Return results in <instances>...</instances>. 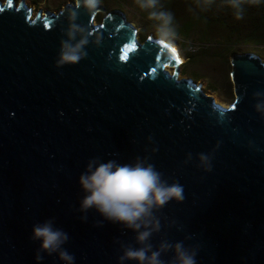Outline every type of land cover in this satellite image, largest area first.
Wrapping results in <instances>:
<instances>
[{
    "label": "water",
    "instance_id": "95a60500",
    "mask_svg": "<svg viewBox=\"0 0 264 264\" xmlns=\"http://www.w3.org/2000/svg\"><path fill=\"white\" fill-rule=\"evenodd\" d=\"M98 12L77 0L56 12L0 0V264H68L32 239L48 221L67 233L62 248L74 264H138L119 259L143 246L137 231L81 207L91 161L151 164L183 187L182 201L142 222L154 248L183 242L197 264H264V110H256L264 109V60L231 55L235 97L223 106L179 77L176 42L152 33L139 41L122 11L96 22ZM73 23L83 29L74 38ZM84 39L86 56L58 64L64 43ZM173 256L163 250L161 259Z\"/></svg>",
    "mask_w": 264,
    "mask_h": 264
},
{
    "label": "clouds",
    "instance_id": "9594fccd",
    "mask_svg": "<svg viewBox=\"0 0 264 264\" xmlns=\"http://www.w3.org/2000/svg\"><path fill=\"white\" fill-rule=\"evenodd\" d=\"M101 0H77L78 8L85 7L89 14L99 11ZM215 0H203L205 5H211ZM264 0H223V4L231 7L235 19L244 18V5L259 6ZM141 9H152L148 13L149 20L158 21L156 28V39L169 46L174 45L176 30L173 25L174 15L170 11L157 10L160 0H136ZM200 3V0H197ZM162 9V5H161ZM77 12L69 14L70 20H75ZM83 31L76 24H71L68 33L74 38L75 31ZM87 43V39L81 40L75 47L64 43V51L58 64L78 63L87 53H82V47ZM256 95H259L257 93ZM258 112L264 110L261 105H256ZM202 161H207L208 157L201 155ZM95 165V167H94ZM80 183L86 192L81 202L83 210L95 208L107 220L114 223H122L126 227L137 231V241L143 245L141 247L128 246L124 249L120 261L132 260L138 264H168L161 259L163 250L174 252L170 264H197L196 252L185 248L183 242L173 244H162L156 249L148 243L151 231H139L146 224L142 222L146 217H150L153 208L163 207L169 201L184 199V189L179 183L168 185L161 180V174L155 169L154 165L145 166L141 162L135 165L117 164L115 161L106 163L91 161L87 171L81 175ZM34 240L41 241V251H46L49 255L58 253L59 258L74 264L75 257L66 249L62 248L68 240V235L61 229H54L50 221L42 225L33 227ZM41 256L37 255V260Z\"/></svg>",
    "mask_w": 264,
    "mask_h": 264
},
{
    "label": "rangeland",
    "instance_id": "374dc122",
    "mask_svg": "<svg viewBox=\"0 0 264 264\" xmlns=\"http://www.w3.org/2000/svg\"><path fill=\"white\" fill-rule=\"evenodd\" d=\"M18 1V0H17ZM75 0H25L32 5L34 11L38 8L58 11L67 2ZM100 4L105 10L96 14L95 21L100 22L105 14L112 9L122 11L126 19L132 22L137 28V38L143 41L150 33L156 36L158 24L148 19V11L141 9L136 0H101ZM181 50L185 60L180 65L179 77H192L196 82L201 83L204 92L214 97L215 101L227 106L234 100L233 82L231 79L230 57L234 52H254L264 60V44L248 43L238 46H219L213 44H201L184 42L180 37L174 39ZM186 51L192 55L188 60ZM171 69L170 71H172Z\"/></svg>",
    "mask_w": 264,
    "mask_h": 264
},
{
    "label": "trees",
    "instance_id": "16d2710c",
    "mask_svg": "<svg viewBox=\"0 0 264 264\" xmlns=\"http://www.w3.org/2000/svg\"><path fill=\"white\" fill-rule=\"evenodd\" d=\"M244 8V18L237 20L234 10L223 0H215L211 5H205L203 0L199 4L197 0H160L157 6V10L173 13L175 40L180 37L184 42L211 43L215 47L264 44V2L259 6L246 4ZM186 54L191 60L192 55L188 51Z\"/></svg>",
    "mask_w": 264,
    "mask_h": 264
},
{
    "label": "snow or ice",
    "instance_id": "6c2138e0",
    "mask_svg": "<svg viewBox=\"0 0 264 264\" xmlns=\"http://www.w3.org/2000/svg\"><path fill=\"white\" fill-rule=\"evenodd\" d=\"M132 47L134 48L135 45H132ZM123 58H124V59H128V56L125 54Z\"/></svg>",
    "mask_w": 264,
    "mask_h": 264
},
{
    "label": "bare ground",
    "instance_id": "6f19581e",
    "mask_svg": "<svg viewBox=\"0 0 264 264\" xmlns=\"http://www.w3.org/2000/svg\"><path fill=\"white\" fill-rule=\"evenodd\" d=\"M182 54V53H181ZM183 55V54H182ZM184 56V55H183ZM184 60H185V58H184ZM167 69L168 70H171L172 69V67H170V66H167Z\"/></svg>",
    "mask_w": 264,
    "mask_h": 264
}]
</instances>
